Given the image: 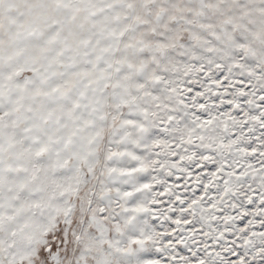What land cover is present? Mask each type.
<instances>
[{"label": "snow or ice", "instance_id": "6c2138e0", "mask_svg": "<svg viewBox=\"0 0 264 264\" xmlns=\"http://www.w3.org/2000/svg\"><path fill=\"white\" fill-rule=\"evenodd\" d=\"M0 264H264V0H0Z\"/></svg>", "mask_w": 264, "mask_h": 264}]
</instances>
